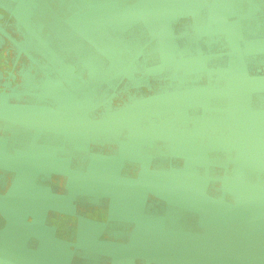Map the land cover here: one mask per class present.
Returning <instances> with one entry per match:
<instances>
[{"label": "flooded vegetation", "instance_id": "obj_1", "mask_svg": "<svg viewBox=\"0 0 264 264\" xmlns=\"http://www.w3.org/2000/svg\"><path fill=\"white\" fill-rule=\"evenodd\" d=\"M11 1L2 0L12 11L0 6V93L61 101L65 98L60 89L67 85L84 103L108 98V108L117 109L164 86L215 82L236 66L229 62L226 41L201 34L190 17L165 31L163 40L153 44L155 51L153 46L144 48L148 38L140 31L141 38L133 44L123 30L118 35L114 27L92 23L93 5L102 0H88L71 13L61 11L56 1L52 17L74 21L80 14L92 42L70 21L61 32L49 29L50 42L40 44L31 41L29 32L36 28L14 14ZM239 1L247 60L252 66L263 65L264 0ZM71 2L75 1L63 0L66 9ZM29 23L35 24L34 17ZM171 34L176 41H171ZM127 66L130 72L121 74ZM140 130L153 136L140 139L139 157L129 155L131 160L122 161L117 137L55 132L37 136L35 130L0 120L4 207L12 211L18 206L20 215L19 208L35 213L43 200H49L44 217L48 226L65 225L68 231L82 223L105 242L159 241L185 232L216 241L238 191L264 192V100L251 125L246 111L212 110L196 120L142 122ZM159 134H177L180 145L171 148ZM182 190L187 193L184 199ZM7 224L0 211V229Z\"/></svg>", "mask_w": 264, "mask_h": 264}, {"label": "water", "instance_id": "obj_2", "mask_svg": "<svg viewBox=\"0 0 264 264\" xmlns=\"http://www.w3.org/2000/svg\"><path fill=\"white\" fill-rule=\"evenodd\" d=\"M72 1L75 2H71L69 10L63 0H12L11 4L16 8L14 14L27 21V27L36 28L29 32L31 41L46 44L51 39L49 29L61 32L65 22L71 21L66 16L63 19L52 17L54 4L61 11L71 13L76 8L81 10V6L84 8L88 0ZM95 3L92 23L102 22L106 28L114 27L118 35L123 30L133 44L140 31L143 38H148L144 48L160 43L165 31L173 30L181 18L190 17L201 34L222 37L226 41L229 62L236 66L215 82L200 80L164 86L117 109L108 108V98L94 105L84 103L67 85L60 89L65 98L61 101L44 95L22 98L19 93L4 91L0 93V120L35 130L37 136L55 132L65 136L117 137L122 161L131 160L129 155L139 157L140 139L153 136L140 130L142 122L196 120L200 114L221 110L228 114L246 111L252 124L258 104L264 100V64L252 66L247 60L239 0H102ZM0 6L12 11L2 0ZM32 17L35 24L29 23ZM69 25L92 42L80 14ZM208 28L209 32H203ZM171 36V41H176V37ZM117 42L125 41L117 38ZM40 67L45 72L43 66ZM130 70L127 66L120 73L127 74ZM178 138L177 134L158 135V139L170 142L171 148L180 145ZM185 147L188 151L187 144ZM186 194V190H182L183 199ZM50 202L43 200L35 213L19 208L20 215L18 206L7 210L0 199V211L8 221L7 226L0 229V264H264L262 191H238L233 208L221 221L216 241L185 232L164 236L159 241L105 242L97 231L82 223L68 231L65 225L48 226L44 217ZM184 202L182 205L187 207L186 200ZM240 204L243 208H239ZM56 210L66 213L64 208ZM30 216L34 217L33 222L28 221Z\"/></svg>", "mask_w": 264, "mask_h": 264}, {"label": "bare ground", "instance_id": "obj_3", "mask_svg": "<svg viewBox=\"0 0 264 264\" xmlns=\"http://www.w3.org/2000/svg\"><path fill=\"white\" fill-rule=\"evenodd\" d=\"M15 36H16V34H15ZM20 36V35H19ZM20 41V40H19ZM23 176V175H22ZM13 177V176H12ZM14 181V180H13ZM20 184V183H19ZM18 190V189H17ZM5 204V203H4Z\"/></svg>", "mask_w": 264, "mask_h": 264}]
</instances>
